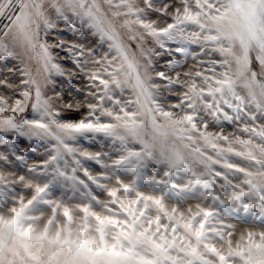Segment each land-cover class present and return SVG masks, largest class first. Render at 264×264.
<instances>
[{
	"label": "snow or ice",
	"instance_id": "obj_1",
	"mask_svg": "<svg viewBox=\"0 0 264 264\" xmlns=\"http://www.w3.org/2000/svg\"><path fill=\"white\" fill-rule=\"evenodd\" d=\"M0 66V264H264V0H0Z\"/></svg>",
	"mask_w": 264,
	"mask_h": 264
},
{
	"label": "rangeland",
	"instance_id": "obj_2",
	"mask_svg": "<svg viewBox=\"0 0 264 264\" xmlns=\"http://www.w3.org/2000/svg\"><path fill=\"white\" fill-rule=\"evenodd\" d=\"M60 35H62L63 37H65L68 40H71V39L74 38L72 36V34L70 32H68V31H66V30L63 31V32H61ZM173 47H174V45H173ZM176 58L177 59H180L181 57L179 55H177ZM12 63H13L12 61H9V65L8 66H11ZM189 63H191V61H189ZM0 67H2V66H0ZM254 67H255V65H254ZM232 128H233L232 125H225V131H231ZM18 142L21 144L22 147H27V141H25V140H19ZM92 147H95V146L93 145ZM39 148H42V145L38 146V151H39ZM28 157H29L30 161L31 160H37V159H39L38 152L37 153L29 152L28 153ZM93 174H95V171H94ZM240 215H241L242 218L244 217V214H243L242 211H241V214ZM246 219H247V221H251V217L250 216L247 217ZM245 227H252V228H256L257 230H259V228L261 226L254 225V224H251V223H238L237 224V231L238 232L239 231H243L245 229Z\"/></svg>",
	"mask_w": 264,
	"mask_h": 264
}]
</instances>
